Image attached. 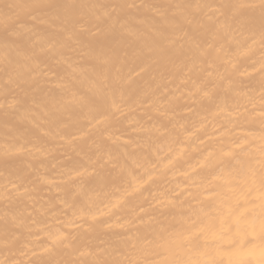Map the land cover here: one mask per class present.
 I'll list each match as a JSON object with an SVG mask.
<instances>
[{"label":"bare ground","instance_id":"6f19581e","mask_svg":"<svg viewBox=\"0 0 264 264\" xmlns=\"http://www.w3.org/2000/svg\"><path fill=\"white\" fill-rule=\"evenodd\" d=\"M0 264H264V0H0Z\"/></svg>","mask_w":264,"mask_h":264}]
</instances>
